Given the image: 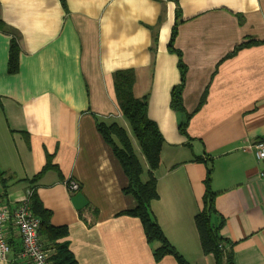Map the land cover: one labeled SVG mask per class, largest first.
<instances>
[{
	"label": "crops",
	"instance_id": "crops-1",
	"mask_svg": "<svg viewBox=\"0 0 264 264\" xmlns=\"http://www.w3.org/2000/svg\"><path fill=\"white\" fill-rule=\"evenodd\" d=\"M0 18L11 30H0V171L13 175L0 179L1 205L36 191L52 223L68 227L79 264H179L171 254L156 260L141 219L120 213L135 200L97 127L118 122L129 132L113 73L134 68V93L148 96L165 138L151 207L166 236L192 264H215L195 224L211 162L235 264H264V165L253 147L264 139V0H0ZM175 27L177 51L169 47ZM181 61L187 134L179 128L187 115L171 105ZM49 155L56 168L31 183ZM69 179L80 188L70 190ZM5 228L11 252L0 264H33L18 227Z\"/></svg>",
	"mask_w": 264,
	"mask_h": 264
},
{
	"label": "trees",
	"instance_id": "trees-1",
	"mask_svg": "<svg viewBox=\"0 0 264 264\" xmlns=\"http://www.w3.org/2000/svg\"><path fill=\"white\" fill-rule=\"evenodd\" d=\"M65 4V0H62ZM0 30L11 31L8 24L0 18ZM177 29L175 27L170 39L169 47H174ZM19 43L17 37L13 36L10 51V71L18 70ZM181 60V59H180ZM182 71L181 83L172 90L171 105L177 111L187 115V120L180 123V130L187 134L188 120L191 113L186 112L182 99V90L185 85L186 67L181 61ZM137 79L134 68L118 69L113 73L114 87L118 105L129 121L132 133L136 137L139 149L148 164V178L144 180V164L141 156L137 153L135 142L127 129L118 122H98V130L104 141L111 147L113 155L121 165L126 177L127 185L123 192L131 195L135 200L134 207L120 212L139 217L144 227L148 241L154 244V255L156 260H161L166 255H174L179 264H192L168 239L163 228L158 222L151 204L159 198L158 180L156 170L161 166L162 149L165 142L163 133L158 124L149 117L148 96L137 97L134 87ZM201 100L200 105L204 102ZM198 159L203 160L202 157ZM56 168L49 155L44 168L33 177L29 178L31 183L37 182L44 172ZM213 165L209 162L207 176L205 178L206 190L203 197V207L195 216V224L199 233L200 243L204 254L213 255L215 264H235L233 243L231 244L221 233L225 225V218L221 216L216 207L217 193L212 189ZM0 171V179L7 183L13 175H5ZM30 206L36 216L41 219L40 235H44L53 248L49 258L53 264H79L69 243L64 238L68 236L69 229L66 225H54L51 221L52 211L44 206L36 191L30 193ZM218 220H215L214 218Z\"/></svg>",
	"mask_w": 264,
	"mask_h": 264
},
{
	"label": "built area",
	"instance_id": "built-area-1",
	"mask_svg": "<svg viewBox=\"0 0 264 264\" xmlns=\"http://www.w3.org/2000/svg\"><path fill=\"white\" fill-rule=\"evenodd\" d=\"M253 145L257 160L264 165V139L256 141ZM259 175L264 178V169ZM66 183L72 191L80 188V183L75 179H69ZM10 221H13L19 229L23 256L28 257L33 264H53L41 239V219L34 214L30 206V194L15 207L0 204V261L6 260L11 252L5 228Z\"/></svg>",
	"mask_w": 264,
	"mask_h": 264
},
{
	"label": "rangeland",
	"instance_id": "rangeland-1",
	"mask_svg": "<svg viewBox=\"0 0 264 264\" xmlns=\"http://www.w3.org/2000/svg\"><path fill=\"white\" fill-rule=\"evenodd\" d=\"M128 129H129V132H130V135H131V137H132V139L135 141V143H136V150H137V153L139 154V155H141L142 156V153H141V151L139 150V144H138V142H137V140H136V137L134 136V134L132 133V130H131V128H130V125H128ZM148 177H147V174H144V180H146Z\"/></svg>",
	"mask_w": 264,
	"mask_h": 264
}]
</instances>
